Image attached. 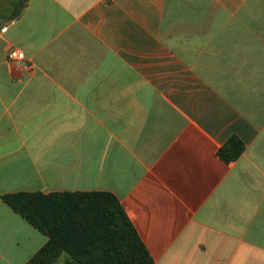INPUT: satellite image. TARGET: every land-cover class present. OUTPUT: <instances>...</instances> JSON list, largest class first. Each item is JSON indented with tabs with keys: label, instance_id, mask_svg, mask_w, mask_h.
Returning <instances> with one entry per match:
<instances>
[{
	"label": "crops",
	"instance_id": "crops-1",
	"mask_svg": "<svg viewBox=\"0 0 264 264\" xmlns=\"http://www.w3.org/2000/svg\"><path fill=\"white\" fill-rule=\"evenodd\" d=\"M57 192L115 195L154 264H264V0H0V264L49 242L3 197Z\"/></svg>",
	"mask_w": 264,
	"mask_h": 264
},
{
	"label": "trees",
	"instance_id": "trees-1",
	"mask_svg": "<svg viewBox=\"0 0 264 264\" xmlns=\"http://www.w3.org/2000/svg\"><path fill=\"white\" fill-rule=\"evenodd\" d=\"M244 146L231 138L218 152L230 163ZM4 202L41 233L48 244L28 264H154L117 197L108 192L16 193Z\"/></svg>",
	"mask_w": 264,
	"mask_h": 264
},
{
	"label": "built area",
	"instance_id": "built-area-1",
	"mask_svg": "<svg viewBox=\"0 0 264 264\" xmlns=\"http://www.w3.org/2000/svg\"><path fill=\"white\" fill-rule=\"evenodd\" d=\"M26 54L22 52L19 49H11L8 52V61L13 62V61H20L24 62L26 61ZM29 68V67H28Z\"/></svg>",
	"mask_w": 264,
	"mask_h": 264
}]
</instances>
